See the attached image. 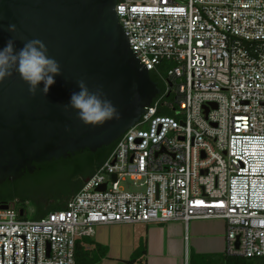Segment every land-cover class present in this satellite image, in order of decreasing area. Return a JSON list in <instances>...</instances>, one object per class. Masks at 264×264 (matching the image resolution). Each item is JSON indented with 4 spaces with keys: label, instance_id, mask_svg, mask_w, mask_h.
Instances as JSON below:
<instances>
[{
    "label": "built area",
    "instance_id": "built-area-1",
    "mask_svg": "<svg viewBox=\"0 0 264 264\" xmlns=\"http://www.w3.org/2000/svg\"><path fill=\"white\" fill-rule=\"evenodd\" d=\"M116 12L164 91L65 210L32 221L0 208V264L3 246V264L24 263L13 235L25 264L36 241V264H76L95 227L210 219L226 223L228 256L264 260V0H118Z\"/></svg>",
    "mask_w": 264,
    "mask_h": 264
},
{
    "label": "water",
    "instance_id": "water-1",
    "mask_svg": "<svg viewBox=\"0 0 264 264\" xmlns=\"http://www.w3.org/2000/svg\"><path fill=\"white\" fill-rule=\"evenodd\" d=\"M117 3L0 0V49L9 39H14L17 50L28 40L40 39L62 73L54 77L45 96L39 90L32 96L15 71L0 82V186L18 181L25 172L33 173L36 165L68 159L87 149L96 153L115 144L161 95L147 66L131 49L117 16ZM9 24L16 25L15 33L8 31ZM78 80H84L90 91L102 90L121 118L92 126L84 125L75 110L65 112L62 106L79 91ZM0 208L8 206L0 204ZM20 214L23 217L24 210ZM13 237L24 240L25 264L26 236ZM3 250L4 246L2 264ZM36 251L37 241L35 264Z\"/></svg>",
    "mask_w": 264,
    "mask_h": 264
},
{
    "label": "trees",
    "instance_id": "trees-1",
    "mask_svg": "<svg viewBox=\"0 0 264 264\" xmlns=\"http://www.w3.org/2000/svg\"><path fill=\"white\" fill-rule=\"evenodd\" d=\"M150 74L163 93L164 84L154 73L151 72ZM161 114L166 116L173 115L170 111H163ZM115 145L104 147L96 153H92L87 149L68 159L36 165L33 173H24L23 182L12 185L11 182L7 181L0 186V204L10 205L15 203L17 198L24 203L27 199V193L42 196L47 201L44 204L37 203L33 207L35 211L32 219H30L32 221L40 220L52 212L65 210L68 202L82 189L85 181L93 176L106 162L115 149ZM25 184L27 185L23 186ZM20 208L27 213L28 207L25 204L21 205ZM24 219L28 218L25 217ZM146 253V245L143 244L128 263L134 264L138 261V257H145ZM107 255L108 249L97 244L90 237L83 236L77 240L76 264H99ZM225 260V264H264V260L260 258L247 259L227 255ZM192 264H215V262L211 257L198 256L192 261Z\"/></svg>",
    "mask_w": 264,
    "mask_h": 264
},
{
    "label": "crops",
    "instance_id": "crops-1",
    "mask_svg": "<svg viewBox=\"0 0 264 264\" xmlns=\"http://www.w3.org/2000/svg\"><path fill=\"white\" fill-rule=\"evenodd\" d=\"M88 237L108 249L99 264H129L143 244L146 256L134 264H192L198 256L225 264L227 256L226 223L220 219L98 226Z\"/></svg>",
    "mask_w": 264,
    "mask_h": 264
},
{
    "label": "clouds",
    "instance_id": "clouds-1",
    "mask_svg": "<svg viewBox=\"0 0 264 264\" xmlns=\"http://www.w3.org/2000/svg\"><path fill=\"white\" fill-rule=\"evenodd\" d=\"M8 31L15 33L16 25L9 24ZM14 71L28 85L32 96L38 90L47 95L50 86L55 83L54 77L62 74L59 62L48 55V48L40 39L24 42L19 50L15 47L14 39H9L0 49V82L11 77ZM41 83L42 88L39 87ZM77 86L79 91H74L69 103L62 106L65 112L69 108L75 110L77 118L84 125L92 126L121 118L118 108L102 90L90 91L84 80H78Z\"/></svg>",
    "mask_w": 264,
    "mask_h": 264
},
{
    "label": "flooded vegetation",
    "instance_id": "flooded-vegetation-1",
    "mask_svg": "<svg viewBox=\"0 0 264 264\" xmlns=\"http://www.w3.org/2000/svg\"><path fill=\"white\" fill-rule=\"evenodd\" d=\"M24 178H25V175H23V177L21 179H19L18 181L11 182V184L15 185L18 182H23ZM26 185L27 184H25L23 186H26ZM28 189H29V187H28ZM26 195H27V197H26L27 199L24 201V203L19 198L15 199V203L17 205H19V206L25 204L27 207H32L33 208L37 203L38 204H44L47 201L45 198H43L42 196H40L38 194L31 195L30 193L29 194L27 193Z\"/></svg>",
    "mask_w": 264,
    "mask_h": 264
},
{
    "label": "rangeland",
    "instance_id": "rangeland-1",
    "mask_svg": "<svg viewBox=\"0 0 264 264\" xmlns=\"http://www.w3.org/2000/svg\"><path fill=\"white\" fill-rule=\"evenodd\" d=\"M125 185V187L127 188V189H129V188H131V186H129L130 184L129 183H127V184H124ZM34 208H32V207H28V211H27V216H26V218H28V219H32V216L34 215Z\"/></svg>",
    "mask_w": 264,
    "mask_h": 264
}]
</instances>
